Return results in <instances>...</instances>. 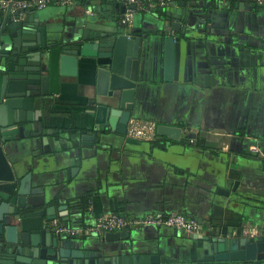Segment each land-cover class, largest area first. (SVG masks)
<instances>
[{
	"label": "crops",
	"instance_id": "crops-1",
	"mask_svg": "<svg viewBox=\"0 0 264 264\" xmlns=\"http://www.w3.org/2000/svg\"><path fill=\"white\" fill-rule=\"evenodd\" d=\"M4 2L0 12L7 14ZM11 13L32 26L30 40L41 29L91 45L119 33L142 35L126 135L107 129L94 137L95 59L90 67L82 58L75 75L61 77L56 93L32 94L31 137L7 146L20 179L29 176L46 198V225L55 237L58 225L172 213L196 219L203 228L198 236L245 237V223L264 235V0H180L145 9L78 0L71 7ZM174 23L182 24L179 31ZM160 124L181 127L180 141L158 135ZM192 236L145 226L60 237L71 239L78 254L96 258L160 255L198 264L201 242Z\"/></svg>",
	"mask_w": 264,
	"mask_h": 264
},
{
	"label": "water",
	"instance_id": "water-1",
	"mask_svg": "<svg viewBox=\"0 0 264 264\" xmlns=\"http://www.w3.org/2000/svg\"><path fill=\"white\" fill-rule=\"evenodd\" d=\"M18 19L19 14L0 12V264H178L160 255L96 258L88 252L78 254L71 239L55 237L51 226L46 225L49 211L44 209L46 198L41 196V189L31 187L29 176L20 179V167L12 165L7 155V146L18 137H31L26 126L32 122L31 113H27L28 105L35 102L32 94L56 93L61 77L75 75L82 58L86 64L95 59V93L90 100L94 137L107 129L126 135L139 84L142 35L119 33L91 45L53 37L41 29L36 39L30 40L32 26ZM181 26L172 24L175 31ZM175 41L168 40L173 45ZM37 128L41 125L34 131ZM157 134L179 142L183 129L160 124ZM192 238L201 242L198 264H264V235Z\"/></svg>",
	"mask_w": 264,
	"mask_h": 264
},
{
	"label": "built area",
	"instance_id": "built-area-1",
	"mask_svg": "<svg viewBox=\"0 0 264 264\" xmlns=\"http://www.w3.org/2000/svg\"><path fill=\"white\" fill-rule=\"evenodd\" d=\"M94 3L117 2L126 7L135 6L139 9L145 8H165L180 0H89ZM229 1V0H224ZM255 3L260 0H248ZM78 0H10L4 2L3 9L24 14L32 9L41 11L49 6L71 7L76 5ZM130 14H126L121 21L126 25L129 22ZM145 226L168 227L192 235H198L203 230L202 225L193 218L187 217L182 213H172L166 217L157 215H147L139 218L122 217L118 215H109L94 219L88 227H73L69 225L54 226L55 232L59 236L66 237H86L91 235H101L103 233H114L125 229H136ZM243 235L245 237H257L260 231L257 227L250 224L242 225Z\"/></svg>",
	"mask_w": 264,
	"mask_h": 264
}]
</instances>
